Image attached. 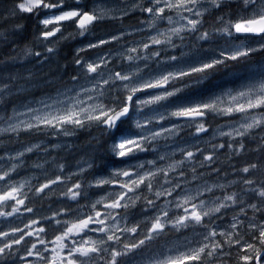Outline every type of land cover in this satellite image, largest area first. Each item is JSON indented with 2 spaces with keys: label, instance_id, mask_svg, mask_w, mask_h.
<instances>
[{
  "label": "snow or ice",
  "instance_id": "snow-or-ice-1",
  "mask_svg": "<svg viewBox=\"0 0 264 264\" xmlns=\"http://www.w3.org/2000/svg\"><path fill=\"white\" fill-rule=\"evenodd\" d=\"M0 264H264V0L0 7Z\"/></svg>",
  "mask_w": 264,
  "mask_h": 264
},
{
  "label": "trees",
  "instance_id": "trees-1",
  "mask_svg": "<svg viewBox=\"0 0 264 264\" xmlns=\"http://www.w3.org/2000/svg\"><path fill=\"white\" fill-rule=\"evenodd\" d=\"M12 3V0H0V7H7ZM11 23H23L25 25V32L22 34V37L18 40V44L22 46L23 44L27 43L29 40L32 39V34L35 31L34 25H35V18L34 17H29L27 14H24L23 18H14L12 21L9 22ZM128 24V23H124ZM110 24L106 23V26H109ZM9 25H4L3 27H8ZM74 44L73 41H67L65 42L60 49V57H61V62H63L64 58H71L73 49H74ZM36 50H41L38 46ZM10 51V50H9ZM53 70H55V65H52ZM45 71H48V68H45ZM56 72L53 71L50 75H55ZM37 95H39V91L37 92ZM223 119H217L214 121V123H223ZM91 137H97L104 141V137H101L99 134L98 130H89L82 132L79 136V140L77 141L78 143L83 142L87 139H90ZM23 138V137H22ZM250 147H255L254 143L250 144ZM148 158H151V155H148ZM99 162V161H98ZM22 175L24 174L23 171L21 173ZM91 194V193H90ZM102 193H96V195H101Z\"/></svg>",
  "mask_w": 264,
  "mask_h": 264
}]
</instances>
